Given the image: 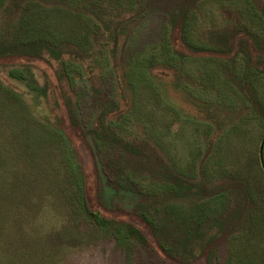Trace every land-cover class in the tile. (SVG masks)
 <instances>
[{
	"label": "rangeland",
	"instance_id": "obj_1",
	"mask_svg": "<svg viewBox=\"0 0 264 264\" xmlns=\"http://www.w3.org/2000/svg\"><path fill=\"white\" fill-rule=\"evenodd\" d=\"M78 1L0 0V264H264V182L254 168L264 137V39L257 46L239 35L227 56L190 52L176 26L169 45L191 60L171 65L161 54L177 5L195 13L199 42L214 50L224 46L210 34L262 36L264 14L257 27L239 20L232 0H87L97 15L76 10ZM250 1L259 13L264 0ZM106 101L119 106L113 120L131 143L121 154L133 182L122 186L106 165L112 152H98L88 134ZM80 174L89 208L135 223L145 244H115L95 227L78 202ZM172 174L205 189L244 186L255 198L242 217L240 199L222 205V227L193 249L191 263L168 257L136 215L139 206L174 247L175 222H185L194 200L164 190ZM255 211L254 223L247 214Z\"/></svg>",
	"mask_w": 264,
	"mask_h": 264
},
{
	"label": "trees",
	"instance_id": "obj_2",
	"mask_svg": "<svg viewBox=\"0 0 264 264\" xmlns=\"http://www.w3.org/2000/svg\"><path fill=\"white\" fill-rule=\"evenodd\" d=\"M190 3V6H193L194 1H191ZM229 3L228 4L231 7L234 5L237 10L246 12H238L240 21H248L251 25L257 27H260L261 24H263L264 4L261 8H259L260 12L257 13L254 9H252V7L257 8L258 6H254L250 0H232L229 1ZM76 10L93 15H97L99 11L87 0H79L77 2ZM242 14L244 16H242ZM249 16L250 18L248 20ZM167 22V25H165L166 27H164V39L161 44V54L170 60L169 63L171 65L178 60H181L182 64L186 63L187 60H191L188 56L177 51L172 44L171 47L169 45L172 43V37H174L173 35L171 36L169 32L176 26L179 28L178 38L180 39V42H182L184 47L190 52L193 51L199 53L201 51H210L215 52L216 54H221L222 56H227L231 50L230 42L234 39H239V35L242 37H248L249 35L257 46H260V44L257 43V39H264V31L261 36L260 30L258 31L259 34H257V31L249 33L246 29L243 30L244 32H235L234 34L228 35L222 34L221 36L219 35L220 37L210 34L209 38L212 40L215 37L222 38V45L224 46V49L214 50L211 46L199 42V37L196 35L195 30L198 22L195 13H193L192 10H185L184 7L177 5L176 12L170 16ZM244 24L247 25L246 23ZM262 29L264 30L263 27ZM9 51L12 52L11 49H9ZM262 51H264V49ZM2 54L4 53L0 52V58L3 57L1 56ZM250 70H254L253 66L247 71ZM119 114L120 108L115 102L106 101L101 103L95 117V126L89 130L88 134L93 147L98 152H112L111 154H106L108 157L106 165L117 185L122 186V183H132L133 180L131 178V173L127 171L125 165L123 164V156L121 154L122 150H131V143L125 141L122 135L119 134L118 126L113 120V117H117ZM261 143H263L261 159L264 164V137H262ZM257 159V164H255L254 168L258 169L257 171L261 175L264 182V168L261 166L260 149L259 157L257 155ZM166 178L165 174L162 182H165V180H167ZM168 183L169 184L166 183L165 185L162 184L165 191L173 193L176 197L194 200L192 210L184 218L185 222L182 218L175 222L173 237L171 238V243L174 244V247L169 249V247L165 244V241L161 238V234L158 233H161L162 230L160 224L153 220L151 216L149 217L147 213L139 211V206L137 207L136 215L150 229V232L160 249L171 259L184 263H191L197 259V256L193 253L194 248L207 247V245L210 244V239H214L212 238V235L216 237L222 227V205L226 201L228 202L230 197H233L236 200L240 199V201L237 202L239 209L236 213L241 217L244 215V212L242 210L240 211V207L244 209L246 200L255 199L254 196L250 194L249 190L245 189L244 186L233 189L231 188L232 186L219 185L205 189L189 181L186 176L176 177L174 174H172ZM199 189H202L203 192L205 191L206 195L201 198L198 197L196 193L199 192ZM77 198L80 206H82L87 214L92 218L95 227L108 233L113 238L115 244L123 246L126 241L132 238L137 240L140 244H145L146 237L143 231L138 229L135 223L130 224L124 221L120 223L115 222L114 220L101 215L98 211H93L89 208L86 198L85 182L82 174H80V179L77 183ZM175 208L176 207L170 209V213L175 216H180L179 211ZM166 211L168 213V209H166ZM258 214L259 213L255 211L253 213L250 212L247 215L252 217L253 222L255 223L258 219L255 215ZM225 264L232 263L229 259H226Z\"/></svg>",
	"mask_w": 264,
	"mask_h": 264
},
{
	"label": "water",
	"instance_id": "obj_3",
	"mask_svg": "<svg viewBox=\"0 0 264 264\" xmlns=\"http://www.w3.org/2000/svg\"><path fill=\"white\" fill-rule=\"evenodd\" d=\"M262 144H263V143H261V145H260V147H259V149H260V159H261ZM261 166L264 168V164H263V162H262V159H261Z\"/></svg>",
	"mask_w": 264,
	"mask_h": 264
}]
</instances>
